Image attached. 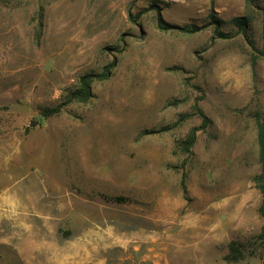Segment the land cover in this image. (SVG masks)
<instances>
[{
  "label": "rangeland",
  "instance_id": "obj_1",
  "mask_svg": "<svg viewBox=\"0 0 264 264\" xmlns=\"http://www.w3.org/2000/svg\"><path fill=\"white\" fill-rule=\"evenodd\" d=\"M211 10L262 48L264 0H0V264H264V54L157 27Z\"/></svg>",
  "mask_w": 264,
  "mask_h": 264
},
{
  "label": "trees",
  "instance_id": "obj_2",
  "mask_svg": "<svg viewBox=\"0 0 264 264\" xmlns=\"http://www.w3.org/2000/svg\"><path fill=\"white\" fill-rule=\"evenodd\" d=\"M157 15H158L157 27L160 30L179 29L181 31L192 33L196 31H200L210 24H214L215 26L212 31L211 39H217V38L218 39H228V38L234 37L237 33H240L245 39L246 43L249 45L251 51L258 52L259 54H264V12H263V16L261 19L262 48L260 50L256 49L253 40L248 35V30H249L248 19L245 15L235 16L231 19V22L237 28L236 32L234 33L224 32L218 29V23L217 21L214 20V14L212 10L209 13V18H211V20L201 25L192 24L189 28L178 27V26H174V25L163 22V20L160 17L159 11L157 12ZM255 60H256V55L253 52L251 53V56H250V62L252 66L255 63ZM112 65H113V62L109 64L110 67ZM108 73H109L108 67L105 66L104 69L99 73H90V74L81 75L79 77L78 87L70 93L69 99L74 100V101H80V102L86 101L89 97H91V86H90L91 82L94 79H102V78L107 77ZM57 109L58 108H55V109L47 108L43 111V115H50L56 112ZM193 109L195 110L194 113H196L199 117H201V123L197 127L192 128L190 132L187 134V136L185 137V139L181 141L180 149L182 151L189 150V148L195 142L196 131L205 127L209 121L206 115L197 107L196 104H194ZM255 122H256L257 145H258V161H259L260 170L253 180H254L256 188L259 190L260 195H261L258 212L264 218V122L260 120L257 113L255 114ZM183 176L184 175L182 174V179H183ZM230 249L232 252L236 251L235 248L232 246V244L230 245ZM234 257L235 256H233V258Z\"/></svg>",
  "mask_w": 264,
  "mask_h": 264
}]
</instances>
